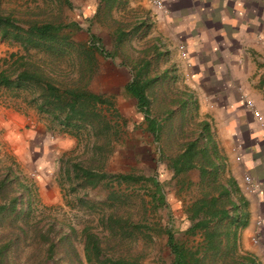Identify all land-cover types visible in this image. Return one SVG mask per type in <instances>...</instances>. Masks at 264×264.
<instances>
[{"label": "trees", "instance_id": "trees-1", "mask_svg": "<svg viewBox=\"0 0 264 264\" xmlns=\"http://www.w3.org/2000/svg\"><path fill=\"white\" fill-rule=\"evenodd\" d=\"M54 1L60 6H71L69 0ZM118 2L95 0L94 11L88 18L90 22L96 20L102 24L110 40L108 49H105L102 38L92 33L87 36L88 43L75 41L73 33L81 30L75 21L63 22L58 18L19 20L11 13L5 14L0 10V37L18 43L25 51L44 53L48 60L43 62V59L34 60L30 56L27 58L9 54L10 59L2 60L5 61V67L0 68V86L29 90L33 97L29 103L59 127H85L90 131L94 138L91 142L93 155L88 161L91 165L84 166L78 161L68 162L65 169L68 179L73 177L78 184L91 188L105 178H114L118 182L146 181L150 183L152 207H164L166 203L162 188L169 182L160 183L153 176L108 173L102 169L119 138L116 130L118 125L113 124L99 109H112L116 116L118 114L113 107L112 94L93 93L83 83L91 78L95 70L93 59L96 54L117 58L130 75L122 86V92L134 100L135 109L142 114L147 123L146 132L158 149V160L164 162L170 171V178H177L190 170H197L198 173L194 184L200 193L184 207L185 218L189 221L184 232H200L203 248L200 251L187 249L176 240L174 227L168 222L163 225L162 231L172 256L171 264H257L248 253H238L236 231L246 222V213L243 211L245 201L235 182L223 178L221 174L218 151L208 124L192 120L196 104L191 94L184 89L172 87L169 82L174 79L165 71H158L155 59L160 57L156 44L146 45L136 51V57L130 56L135 51L130 44V36L137 32L145 33L147 28L143 31L140 29L148 27V24L144 20L123 23L112 18L111 11ZM61 62L67 63L71 67L69 70L77 72L76 78L70 79L71 84L58 80L57 71H61L58 68ZM152 108L157 111L155 116L152 115ZM161 139L171 147V152H165L166 144H159ZM180 184L186 185L189 182L181 181ZM30 197L28 185L13 173L11 167H7L0 177V223L7 221V226L3 225L0 231V264H8L9 252H16L19 243L28 239L30 231L26 217L30 209ZM18 221H21V225ZM100 224L119 239L134 237L136 232L140 233L141 227L130 219L129 213L124 216L110 213L101 218ZM34 234L39 238L36 242L46 244L42 248L44 262L54 256L59 245L64 254L60 264H137L134 258L124 255L117 259L104 257L105 248L102 247L101 239L88 227H83L78 235L82 241L84 262L73 250L75 234L72 227L62 230L58 222L49 220L44 230L33 229ZM143 235L148 237L147 233Z\"/></svg>", "mask_w": 264, "mask_h": 264}, {"label": "rangeland", "instance_id": "rangeland-1", "mask_svg": "<svg viewBox=\"0 0 264 264\" xmlns=\"http://www.w3.org/2000/svg\"><path fill=\"white\" fill-rule=\"evenodd\" d=\"M69 1L70 8L57 5L54 0H0V10L5 14L11 13L19 20L31 18L43 21L58 18L63 22L75 21L81 27V30L73 33L75 41L88 43L87 36L92 33L101 37L105 49H108L110 40L102 24L96 20L91 22L88 20L95 7V0ZM144 1L119 0L118 5L111 11V17L123 23L138 21L140 15L150 14L145 7L147 2ZM149 22L148 27H142L140 30L147 28V33L144 34L152 37L153 27L150 19ZM144 34L137 32L130 36V44L135 50L130 56L136 57V51L143 48L145 42L143 43L141 37L145 36ZM9 54L48 61L44 53L25 51L18 43L0 37V68L5 67V61L2 60L10 59ZM165 59L160 57L155 59V62L159 66V62ZM59 64L58 68L61 71H57L58 80H65L71 84L69 81L76 78L77 72L69 70L71 67L67 63ZM93 64L95 70L92 76L90 75L91 78L83 83L84 87L93 93L112 94L113 107L118 114L116 116L112 109L106 110L103 107L99 109L113 124L118 125L116 130L119 138L113 152L104 162L103 171L133 173L141 177L153 176L160 183L169 182L162 188L166 206L156 209L152 207L150 183L146 181L118 182L114 178H105L99 181L96 187L91 188L78 184L73 177L68 179L65 172L68 162L78 161L84 166L91 165L88 161L93 155L91 142L94 138L90 131L85 127L77 129L59 127L47 115L36 112L34 106L29 103L33 99L29 90H13L0 86V177L7 167H11L13 173L28 185L31 196L30 209L26 217L30 231L28 239L19 243L16 252H9L8 264L61 263L60 258L64 257V254L59 245L54 256L44 262L42 248L46 244L36 242L39 238H36V234L33 235V229L44 230L49 220L58 222L62 230L73 228L75 237L72 240V247L83 262L82 241L78 236L83 227H88L101 239L102 247L105 248L104 257L117 259L118 256L124 255L127 258H134L137 264H171L172 256L166 245V235L162 231L163 225L168 222L174 227L176 240L187 249L196 251L203 248L200 232L196 231L193 234L184 232L189 226L184 207L200 193L198 186L194 184L198 179L197 170L170 178V171L166 169L164 162L158 160V149L152 142V137L146 132L147 123L143 120L142 114L135 109L134 100L127 98L122 92V86L130 75L122 76L116 71L115 67L120 66L117 58L109 59L96 54ZM11 111L23 116L18 126L8 113ZM156 113L157 111L152 108V115L155 116ZM44 121L49 124L47 125L49 128L45 130ZM162 139L161 143L159 142L161 146L166 144ZM164 150L166 153L171 152V147L166 144ZM69 175L72 176V173L69 172ZM181 181L189 184L181 185ZM110 213L120 216L129 213L130 219L141 225L140 233L136 232L135 236L129 239L113 236L100 224L101 218ZM6 222L4 220L0 223L2 224L0 231L3 225L7 226ZM18 223L21 225V221ZM237 232L238 253H249L247 249L255 247L250 241V236L246 234L240 239ZM144 233H147L148 237H145ZM258 237L260 238V235Z\"/></svg>", "mask_w": 264, "mask_h": 264}, {"label": "crops", "instance_id": "crops-1", "mask_svg": "<svg viewBox=\"0 0 264 264\" xmlns=\"http://www.w3.org/2000/svg\"><path fill=\"white\" fill-rule=\"evenodd\" d=\"M162 2L159 10L145 3L150 14L140 15L153 27L152 37H141L144 46L157 45L158 56L166 58L159 71L174 79L172 87L191 94L196 104L192 120L208 124L221 174L235 182L245 201L246 222L237 235L250 236L256 221L261 222L259 242L246 253L264 264V0ZM178 45H183L184 56ZM115 69L129 75L125 66ZM242 97L252 99L260 121L244 109ZM8 113L17 126L23 120L16 111ZM244 175L254 183L250 192L241 190Z\"/></svg>", "mask_w": 264, "mask_h": 264}, {"label": "built area", "instance_id": "built-area-1", "mask_svg": "<svg viewBox=\"0 0 264 264\" xmlns=\"http://www.w3.org/2000/svg\"><path fill=\"white\" fill-rule=\"evenodd\" d=\"M146 2L152 8H155L157 10H159L163 7L162 0H146ZM263 43H264V41H263ZM177 50H178L180 55H182V56L185 55V49H184L183 45H178ZM242 104H243L244 109L247 110L255 120H257V121L261 120V114H260L259 110L256 108V106L254 105L252 99H250L248 97H242ZM242 180H243V186H242L241 190L243 192L252 191V189L254 188V183L252 182L251 178L248 177L247 175H244ZM260 224H261L260 221H256V228L254 229L253 233L250 235V241L252 244H257L259 242L258 235H260Z\"/></svg>", "mask_w": 264, "mask_h": 264}]
</instances>
